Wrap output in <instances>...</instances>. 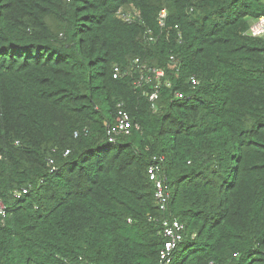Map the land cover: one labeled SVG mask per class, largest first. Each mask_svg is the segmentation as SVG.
<instances>
[{"label":"trees","instance_id":"16d2710c","mask_svg":"<svg viewBox=\"0 0 264 264\" xmlns=\"http://www.w3.org/2000/svg\"><path fill=\"white\" fill-rule=\"evenodd\" d=\"M262 15L264 0H0V264H162L173 219L169 264H264ZM149 68L166 71L155 100L154 78L136 83ZM120 109L133 126L111 142Z\"/></svg>","mask_w":264,"mask_h":264},{"label":"built area","instance_id":"2783aa9c","mask_svg":"<svg viewBox=\"0 0 264 264\" xmlns=\"http://www.w3.org/2000/svg\"><path fill=\"white\" fill-rule=\"evenodd\" d=\"M166 9H163L160 13V16L158 18L159 24L161 27H165L167 24V17H166ZM124 20L126 21H135L139 17L131 16L130 14L125 15ZM151 32V31H149ZM248 34L254 36V37H261L264 36V15L260 16L258 19H254L250 27L248 29ZM153 39V37H151ZM137 67L138 68H146L147 66L144 63H140V59L137 58L136 60ZM119 67H115V73L114 76L117 77L119 74ZM149 72L151 74L142 75L137 81L138 88H142V86L146 85L149 81H152L153 78L157 81L156 83V90L155 92L150 94V98L152 100H155L158 97V90L160 89L161 85L164 82V78L166 77V71L164 69L159 68H149ZM192 84L195 86L198 83V80L196 77L191 78ZM166 84L168 86L171 85V82L167 79ZM147 94L149 92H146ZM177 97H184V94L182 92H177ZM190 98V96H189ZM133 123L131 121L130 114L124 110L120 109L115 124L108 125V137L109 141L115 142L119 135L121 134H129L130 129L132 128ZM139 128V126H136ZM68 153V152H67ZM164 158H161V161L154 162L150 166V179L155 181L157 191H156V197L162 207V209L166 208V205L169 202L170 194L167 191V177L164 174L160 173L163 170L162 162ZM50 163L53 164L54 160L50 159ZM56 169L55 166L52 167V171ZM28 189H23L22 191H17L15 194L17 197H21L23 194L27 193ZM7 218V207L3 200V198L0 196V226L3 225L6 222ZM164 235L167 237L166 247L161 251L160 260L162 264H169L171 259L172 251L178 246V244L182 241L183 238V231H184V224L180 222L177 219L170 220H164Z\"/></svg>","mask_w":264,"mask_h":264},{"label":"water","instance_id":"95a60500","mask_svg":"<svg viewBox=\"0 0 264 264\" xmlns=\"http://www.w3.org/2000/svg\"><path fill=\"white\" fill-rule=\"evenodd\" d=\"M138 90H141V88L139 87Z\"/></svg>","mask_w":264,"mask_h":264}]
</instances>
